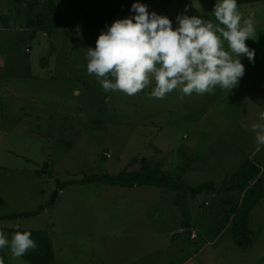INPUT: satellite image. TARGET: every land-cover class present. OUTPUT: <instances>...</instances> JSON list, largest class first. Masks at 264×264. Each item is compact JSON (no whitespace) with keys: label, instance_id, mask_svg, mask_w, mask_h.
Instances as JSON below:
<instances>
[{"label":"rangeland","instance_id":"rangeland-1","mask_svg":"<svg viewBox=\"0 0 264 264\" xmlns=\"http://www.w3.org/2000/svg\"><path fill=\"white\" fill-rule=\"evenodd\" d=\"M49 2L58 9L52 26L40 16ZM135 2L174 26L180 14L219 24L210 12L194 13L216 0ZM83 7L80 0H0V215L35 212L58 191L53 208L0 220V230L47 231L52 264H264V195L250 211L252 243L241 248L231 235L236 191L180 201L185 219L173 194L154 187L59 190L85 177L136 172L133 161L142 158L173 177L183 170L182 182L193 187L219 189L246 159L264 178V145L252 130L264 123V1L238 6L255 27L246 40L255 58L241 57L245 74L236 87L183 98L174 90L162 99L150 94L154 80L128 96L105 92L88 74L87 49L102 31H82ZM5 251L9 264H28Z\"/></svg>","mask_w":264,"mask_h":264},{"label":"clouds","instance_id":"clouds-1","mask_svg":"<svg viewBox=\"0 0 264 264\" xmlns=\"http://www.w3.org/2000/svg\"><path fill=\"white\" fill-rule=\"evenodd\" d=\"M127 18L114 21L87 49V72L105 92L133 96L155 81L151 96L164 98L174 90L183 96L213 93L216 87L231 91L245 74L241 57L254 61L255 50L246 45L255 27L243 19L237 0H216L212 14L219 24L200 16L177 15L175 26L167 16L150 12L135 2ZM187 12V8L185 9ZM227 42L228 48L224 44ZM264 122V111L258 114ZM256 141L264 145V123L252 125ZM29 231L17 230L11 239L0 230V250L15 257L35 249ZM0 264H5L0 256Z\"/></svg>","mask_w":264,"mask_h":264},{"label":"trees","instance_id":"trees-1","mask_svg":"<svg viewBox=\"0 0 264 264\" xmlns=\"http://www.w3.org/2000/svg\"><path fill=\"white\" fill-rule=\"evenodd\" d=\"M83 2L82 15V31L85 33L92 31H106L107 26H110L114 21L126 18L130 13L131 5L135 0H80ZM263 0H237L238 5L260 2ZM57 8L53 2H49L43 13L40 14L42 20L46 21L47 26H52V16L57 13ZM63 26H65L63 24ZM62 26V27H63ZM45 28V27H44ZM139 163V169L136 172H120L116 176L100 175L85 177L80 181H71L64 183L59 190L65 185H86L99 183L107 186L133 188L149 186L160 190L168 191L173 194V204L181 212L183 218L186 219V212L180 208V201H186L188 197L193 198L202 191H217L233 192L236 191L242 195L239 205L238 218L232 226L231 235L235 242L241 248H247L251 245L252 240L248 229L250 211L255 204L258 203L260 197L264 195V178L260 175V169L253 163L245 160L238 170L230 177L219 189L212 184H203L199 186H190L182 182L180 175L173 177L165 172L160 163H153L148 159L134 160L133 164ZM58 199V191H54L50 199L41 205L35 212L24 214H13L0 216V220H10L17 218L34 217L45 210L54 207ZM186 228L188 220L182 223ZM7 237L11 236L17 230H3ZM29 231L32 234V239L36 243L35 249H30L25 255L21 256L28 264H52L53 253L50 247L47 231L40 230H19ZM174 238V237H173ZM191 238V237H190ZM192 239V238H191ZM0 256L4 258L5 264H9L6 252L0 250Z\"/></svg>","mask_w":264,"mask_h":264},{"label":"crops","instance_id":"crops-1","mask_svg":"<svg viewBox=\"0 0 264 264\" xmlns=\"http://www.w3.org/2000/svg\"><path fill=\"white\" fill-rule=\"evenodd\" d=\"M264 1V0H263ZM261 2V1H260ZM253 3H258V2H253ZM253 3H246V4H253ZM246 4H242V5H246ZM238 6H241V5H238ZM204 12H210V13H212L213 12V8L212 9H207V10H204L203 12H194V13H204ZM248 85H250L249 83H248ZM262 87H264V84H263V86ZM246 160H248V161H250L249 159H246ZM245 161V160H244ZM243 161V162H244ZM251 162V161H250ZM251 163H253L256 167H258L259 169H260V175L261 176H263V169H262V167L259 165V164H257V163H254V162H251ZM240 167V166H239ZM238 167V168H239ZM238 168H237V170H238ZM236 170V171H237ZM235 171V172H236ZM240 199H239V204L237 205V209L239 208V205H240V203H241V199H242V195H240V197H239ZM0 216H4V215H0ZM6 216V215H5ZM17 219H20V218H17ZM192 234V233H191ZM50 242V241H49ZM50 244H51V242H50ZM51 248H52V246H51ZM4 250H5V248H4ZM6 252V251H5ZM6 255H7V253H6Z\"/></svg>","mask_w":264,"mask_h":264},{"label":"built area","instance_id":"built-area-1","mask_svg":"<svg viewBox=\"0 0 264 264\" xmlns=\"http://www.w3.org/2000/svg\"><path fill=\"white\" fill-rule=\"evenodd\" d=\"M103 156H104L105 158H109V157H110V153H109V152H105V153L103 154ZM191 238H192V239L196 238V234H195V233H192Z\"/></svg>","mask_w":264,"mask_h":264}]
</instances>
